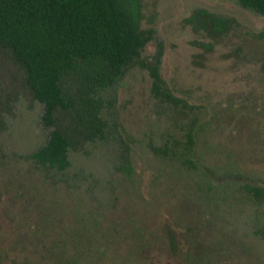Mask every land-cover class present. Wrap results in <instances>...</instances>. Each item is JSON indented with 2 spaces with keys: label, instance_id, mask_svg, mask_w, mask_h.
I'll use <instances>...</instances> for the list:
<instances>
[{
  "label": "rangeland",
  "instance_id": "374dc122",
  "mask_svg": "<svg viewBox=\"0 0 264 264\" xmlns=\"http://www.w3.org/2000/svg\"><path fill=\"white\" fill-rule=\"evenodd\" d=\"M141 3L149 41L91 95L101 135L86 130L74 77L63 83L73 108L45 128L23 68L0 48V264H164L166 228L191 253L174 264H264V202L243 187L264 186V17L236 0ZM202 10L230 31L195 30L187 21ZM197 122L193 169L183 158ZM54 129L71 142L62 173L29 159Z\"/></svg>",
  "mask_w": 264,
  "mask_h": 264
},
{
  "label": "trees",
  "instance_id": "16d2710c",
  "mask_svg": "<svg viewBox=\"0 0 264 264\" xmlns=\"http://www.w3.org/2000/svg\"><path fill=\"white\" fill-rule=\"evenodd\" d=\"M236 1L241 8L264 17V0ZM141 21V0H0V48L8 50L23 68L27 87L43 107L41 123L45 128L54 126L57 110L73 108L63 83L74 77L83 88L80 108L86 115V130L93 136L101 135L104 124L98 118V108L91 95L112 88L126 68L140 57L150 39L141 30ZM187 22L213 39L231 29L230 20L204 10L193 13ZM157 62L150 68V75L158 93L161 79ZM166 97L177 105L170 94ZM201 127L197 122L187 135L183 161L193 169L198 167L194 149L196 132ZM70 147V139L54 129L29 159L42 169L62 173L69 167ZM124 165L126 172H130L127 158ZM232 180V175H225L218 181ZM243 187L254 200L264 202V186L244 184ZM163 231L164 264L188 261L191 253L185 251L184 242H176L175 235L171 237L167 228ZM152 238V243H143L145 249L158 246L160 236ZM81 245L76 243V247ZM64 264L76 263L68 259Z\"/></svg>",
  "mask_w": 264,
  "mask_h": 264
}]
</instances>
